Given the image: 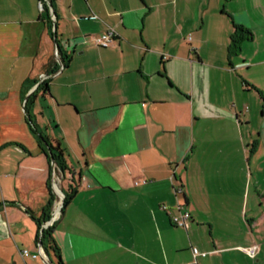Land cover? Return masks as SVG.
<instances>
[{"label":"crops","instance_id":"obj_1","mask_svg":"<svg viewBox=\"0 0 264 264\" xmlns=\"http://www.w3.org/2000/svg\"><path fill=\"white\" fill-rule=\"evenodd\" d=\"M40 1L0 0V264L49 261L38 134L64 264H264V0H50L51 26Z\"/></svg>","mask_w":264,"mask_h":264},{"label":"trees","instance_id":"obj_2","mask_svg":"<svg viewBox=\"0 0 264 264\" xmlns=\"http://www.w3.org/2000/svg\"><path fill=\"white\" fill-rule=\"evenodd\" d=\"M47 1L50 2V0H41L42 2V12L44 14V16L46 17V20L48 21V23L50 24V26L52 25V17H51V12L49 10L48 7V3ZM251 32L246 29L243 25L241 24H237V23H233V31L230 35V41H229V45H228V51L230 54L232 53H236L239 50V46H240V42L243 38L245 37H250ZM57 50L59 52L60 55V59H61V63L63 65L66 64L67 61V54L64 53L60 46L57 44ZM33 80V79H32ZM36 80H33V82H35ZM48 88L47 86V82L46 80H41L36 84V87L34 88V90L27 96L24 106L25 108L28 107V104L31 103L34 99V96L36 95V93L41 90V91H46ZM29 120L31 119L28 116ZM32 130L35 132L34 127L31 125ZM39 140L42 141H46L47 143V147H48V152H46L45 148H42V151L46 154L48 160H49V164L50 162L54 163V166L58 169H60V171L64 172L65 169L68 168L66 162H65V158L63 156V152L62 149L60 148V146L58 144H53L51 139H48L46 136H41L40 134H38ZM48 188V192H49V199L47 201V204L45 205V207L43 208V212H42V216L41 218L37 219V225H38V234L41 240V244L42 247L44 249V251L46 252V254L49 256V261L52 262L53 264H64L61 256H60V249L58 244L56 243L53 235H52V227H53V222L51 224H48L46 226H42V223L49 219L51 216V208L53 206V202L56 198L55 192L52 189V185L50 184V182L47 185ZM73 187H69L66 190H62L64 193L63 199H62V203L64 204L72 195L73 193Z\"/></svg>","mask_w":264,"mask_h":264},{"label":"built area","instance_id":"obj_3","mask_svg":"<svg viewBox=\"0 0 264 264\" xmlns=\"http://www.w3.org/2000/svg\"><path fill=\"white\" fill-rule=\"evenodd\" d=\"M40 4H42L41 1H40ZM116 34H117V32H116L115 28L112 26H108L107 28H105L104 30H102L98 33H94V34L85 36V38L94 42L95 44H97L99 46H107L112 42V40L114 39ZM51 185H52V189L55 190V191L54 190L53 191L55 192L56 198H58V200L56 202L54 201L53 206H52V210H51V216L49 219L45 220L42 223V226H46L48 224H51L59 216L60 211H61V206H62L61 198L63 196V193L57 187L56 180L53 179ZM179 190H180V188H179ZM190 219H191L190 212L187 209H184L180 205L177 206V211L171 215V221L175 225H179V226H186L190 222ZM256 247H257V245L253 244L251 246L246 247L245 250L250 255H254L256 252ZM20 252L22 255H32V256L36 255L35 253L30 254L27 248H22Z\"/></svg>","mask_w":264,"mask_h":264},{"label":"rangeland","instance_id":"obj_4","mask_svg":"<svg viewBox=\"0 0 264 264\" xmlns=\"http://www.w3.org/2000/svg\"><path fill=\"white\" fill-rule=\"evenodd\" d=\"M51 128H49V130H50ZM42 130H44L43 128H42ZM48 129L45 131V132H47V131H49ZM72 161V160H71ZM68 162H69V160H68ZM73 162H76V161H74V159H73ZM60 172L58 171V169L55 167V176H54V180H56V185L57 186H59V183H58V178H56V176L58 175V177L60 176V174H59ZM67 183V177H65V178H63L62 179V187L64 186L65 187V184ZM60 187V186H59ZM54 190V189H53ZM55 191V190H54ZM61 191H62V189H61ZM62 193H63V191H62ZM63 196H64V193H63ZM63 196H62V198H61V201H62V199H63ZM58 200V198H55V202Z\"/></svg>","mask_w":264,"mask_h":264},{"label":"water","instance_id":"obj_5","mask_svg":"<svg viewBox=\"0 0 264 264\" xmlns=\"http://www.w3.org/2000/svg\"><path fill=\"white\" fill-rule=\"evenodd\" d=\"M47 3H48V6H49L50 10L52 11L51 3H50L49 1H47ZM38 241H39V244H41V240H40V238L38 239ZM47 264H53V263L50 262V261H48Z\"/></svg>","mask_w":264,"mask_h":264}]
</instances>
